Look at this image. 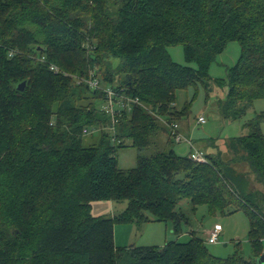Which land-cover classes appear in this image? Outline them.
Returning a JSON list of instances; mask_svg holds the SVG:
<instances>
[{"label":"trees","instance_id":"1","mask_svg":"<svg viewBox=\"0 0 264 264\" xmlns=\"http://www.w3.org/2000/svg\"><path fill=\"white\" fill-rule=\"evenodd\" d=\"M233 41L240 59L214 81L228 87L224 120L264 99V0H0V264H258L264 114L227 142L228 159L219 148L204 152V163L174 150L142 154L162 132L174 142L161 121L188 114L177 109V93L198 82L211 91L212 63ZM177 45L196 68L172 60ZM92 76L99 89L88 84ZM106 88L141 105L112 117L98 105ZM128 147L139 152L137 164L122 169L118 152ZM108 202L128 205L114 216L94 213L95 203ZM200 207L209 216L244 213L252 257L240 244L228 258L212 255L210 234L206 241L195 224ZM151 221L171 223L177 236L187 225L191 238L116 247L117 223Z\"/></svg>","mask_w":264,"mask_h":264},{"label":"rangeland","instance_id":"2","mask_svg":"<svg viewBox=\"0 0 264 264\" xmlns=\"http://www.w3.org/2000/svg\"><path fill=\"white\" fill-rule=\"evenodd\" d=\"M115 10L116 8L113 7ZM172 60L180 65H190L196 68L195 64H188L184 57V48L177 45L169 48ZM241 56V46L238 41L230 42L223 53L219 54L210 69V77L212 79V90L207 91L202 83L191 85L187 90L177 93L176 107L179 111L188 108V114L177 122L180 125L182 134L193 142L196 149L200 148L207 155H216L221 151L222 157L228 159L227 142L230 139L246 136L249 131L246 125L257 115L264 114V99H257L247 113L237 120H224L220 111V104L226 100L228 87L220 88L214 81L217 79L227 78V69L235 66ZM113 67L119 66V60H112ZM99 107H103L104 103L99 102ZM204 117L205 124H199V118ZM160 121V119H159ZM162 125L164 122L161 121ZM261 132L264 134V120L261 124ZM99 133L86 137V144L96 141ZM169 135L161 133L156 139V147H152L142 154L152 155L158 151L169 152L174 150L179 156L189 157L193 152V147L187 141L180 143L169 142ZM219 148V149H218ZM198 149V150H200ZM139 152L133 148H123L118 152L119 166L122 169L134 168L137 164ZM244 171H248L249 167L244 166ZM128 203L123 202L115 204L111 212L107 216L118 215L127 208ZM180 206L184 208V212L188 216H193L189 208V203L183 201ZM96 213V212H95ZM105 213V212H104ZM103 213V214H104ZM198 234L207 241L210 231L214 229L215 224L223 227L219 242L209 244L207 249L209 252L219 258H228L238 251L237 244H240V251L246 259L252 257V247L250 243V222L248 217L241 212L234 213L229 216H209L206 207H200L194 216ZM115 244L117 248L136 247H161L167 242L178 240L187 242L190 240L191 229L183 226L180 236L175 235L172 231L171 223L151 221L145 224L137 223H117L115 225ZM264 256V243L263 255Z\"/></svg>","mask_w":264,"mask_h":264},{"label":"built area","instance_id":"3","mask_svg":"<svg viewBox=\"0 0 264 264\" xmlns=\"http://www.w3.org/2000/svg\"><path fill=\"white\" fill-rule=\"evenodd\" d=\"M51 69L56 72H62L59 67L52 65ZM81 81V80H79ZM88 84L95 89L100 88L99 81L92 76L91 79H89ZM105 91V104H104V109L106 111V114L114 117L117 113H121V109L127 108L128 110L132 109V106L137 104L141 105L140 101L138 98H130V97H125L124 95H119L117 91L111 89V88H106L104 89ZM122 94V93H121ZM116 97H119L118 101H116ZM164 125L167 126L171 133V137L174 139L175 142L180 143L183 141L189 142L191 147H193V152L190 155V158L195 161V162H200L204 163L206 162V157L204 153L198 149H196L193 145V142L189 139H187L182 132L180 131V127L177 123H169L166 121H163ZM199 124H205L206 120L204 117L199 118ZM96 132L95 130H84V134H90V133ZM222 231V228L220 225H216L215 228L210 232V237H209V242L211 244H215L219 241V236Z\"/></svg>","mask_w":264,"mask_h":264},{"label":"crops","instance_id":"4","mask_svg":"<svg viewBox=\"0 0 264 264\" xmlns=\"http://www.w3.org/2000/svg\"><path fill=\"white\" fill-rule=\"evenodd\" d=\"M200 149V148H198ZM200 151H202L204 153L203 150L200 149ZM93 211L96 215H100L103 214L105 212V214H107L108 212H111L112 209L114 208V204L112 202H108V203H95L93 206ZM211 232V231H210ZM210 232H208L210 234Z\"/></svg>","mask_w":264,"mask_h":264},{"label":"water","instance_id":"5","mask_svg":"<svg viewBox=\"0 0 264 264\" xmlns=\"http://www.w3.org/2000/svg\"><path fill=\"white\" fill-rule=\"evenodd\" d=\"M26 82H22L19 86H18V91H24L25 90V87H26ZM258 264H264V256L260 257L258 260H257Z\"/></svg>","mask_w":264,"mask_h":264}]
</instances>
